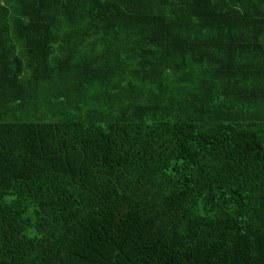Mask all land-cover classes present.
<instances>
[{
	"label": "trees",
	"instance_id": "16d2710c",
	"mask_svg": "<svg viewBox=\"0 0 264 264\" xmlns=\"http://www.w3.org/2000/svg\"><path fill=\"white\" fill-rule=\"evenodd\" d=\"M0 264H264V0H0Z\"/></svg>",
	"mask_w": 264,
	"mask_h": 264
}]
</instances>
